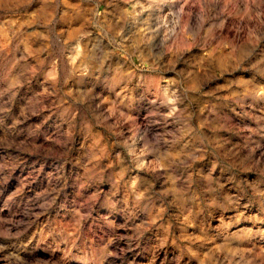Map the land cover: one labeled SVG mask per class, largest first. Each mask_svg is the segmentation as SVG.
I'll use <instances>...</instances> for the list:
<instances>
[{
    "label": "rangeland",
    "instance_id": "1",
    "mask_svg": "<svg viewBox=\"0 0 264 264\" xmlns=\"http://www.w3.org/2000/svg\"><path fill=\"white\" fill-rule=\"evenodd\" d=\"M0 264H264V0H0Z\"/></svg>",
    "mask_w": 264,
    "mask_h": 264
},
{
    "label": "bare ground",
    "instance_id": "2",
    "mask_svg": "<svg viewBox=\"0 0 264 264\" xmlns=\"http://www.w3.org/2000/svg\"><path fill=\"white\" fill-rule=\"evenodd\" d=\"M161 10V9H160ZM161 18V17H160Z\"/></svg>",
    "mask_w": 264,
    "mask_h": 264
}]
</instances>
